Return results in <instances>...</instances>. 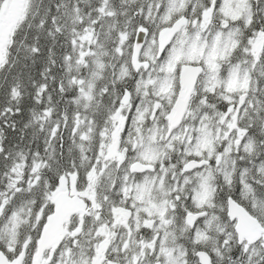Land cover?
<instances>
[{
    "label": "snow or ice",
    "instance_id": "obj_1",
    "mask_svg": "<svg viewBox=\"0 0 264 264\" xmlns=\"http://www.w3.org/2000/svg\"><path fill=\"white\" fill-rule=\"evenodd\" d=\"M0 264H264V0H0Z\"/></svg>",
    "mask_w": 264,
    "mask_h": 264
}]
</instances>
